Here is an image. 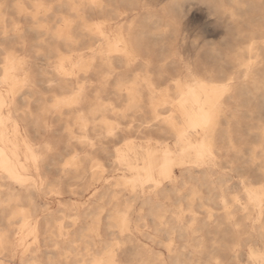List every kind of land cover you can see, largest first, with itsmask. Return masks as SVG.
Instances as JSON below:
<instances>
[{
	"label": "bare ground",
	"instance_id": "obj_1",
	"mask_svg": "<svg viewBox=\"0 0 264 264\" xmlns=\"http://www.w3.org/2000/svg\"><path fill=\"white\" fill-rule=\"evenodd\" d=\"M191 1L0 0V264H258L264 0Z\"/></svg>",
	"mask_w": 264,
	"mask_h": 264
},
{
	"label": "rangeland",
	"instance_id": "obj_2",
	"mask_svg": "<svg viewBox=\"0 0 264 264\" xmlns=\"http://www.w3.org/2000/svg\"><path fill=\"white\" fill-rule=\"evenodd\" d=\"M194 3L197 5H194ZM186 4L184 5L183 10L178 14L177 24L175 25L176 28L174 27V30H173L174 36H173L172 40H173L175 47H177V49L179 51L183 52L184 55L185 54L193 55L195 53V51H196V53L205 54L210 46H216L217 45L216 47L222 48L221 45H222L223 40L226 37V31H225V29L223 30V27L221 25L219 26V24H217V22L216 23L214 22V20H216V14H214L211 11L212 12L211 14L213 16H210V15L206 16L207 14H206V12H204L206 7H204V4H202L201 2H197V0H194L193 4H192V1H191V3L187 4L188 8L190 7L189 9L187 8ZM193 6H196V7H193ZM197 6H199V7H197ZM184 8H186V11ZM197 8H201V9H197ZM187 10H189V11L187 12ZM206 11H207V8H206ZM207 13L210 14L209 11H207ZM198 17H200V18H198ZM207 17H209L210 19H208ZM212 18H213V21H211ZM207 21H211V22L207 23ZM213 23L215 24V26ZM216 24L218 26H216ZM182 25H184V26H182ZM217 28H220V29H217ZM216 30H217V32H216ZM222 31L224 33H222ZM220 33H222V34H220ZM219 34H220V36H219ZM223 35H225V37ZM204 36H206V37H204ZM220 37H221V40H220ZM222 37H224V38L222 39ZM206 38L208 39V41L206 40ZM205 40L207 43L209 42V45L211 44L209 47L207 46V43L205 42ZM217 41H219V42H217Z\"/></svg>",
	"mask_w": 264,
	"mask_h": 264
},
{
	"label": "snow or ice",
	"instance_id": "obj_3",
	"mask_svg": "<svg viewBox=\"0 0 264 264\" xmlns=\"http://www.w3.org/2000/svg\"><path fill=\"white\" fill-rule=\"evenodd\" d=\"M111 131L109 132V135H111ZM258 264H264V252H262L260 254V258H259V261H258Z\"/></svg>",
	"mask_w": 264,
	"mask_h": 264
}]
</instances>
